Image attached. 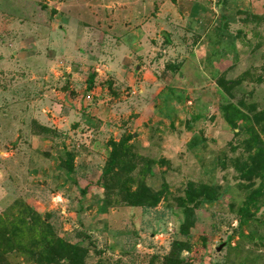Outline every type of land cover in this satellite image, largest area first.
<instances>
[{"label":"rangeland","instance_id":"1","mask_svg":"<svg viewBox=\"0 0 264 264\" xmlns=\"http://www.w3.org/2000/svg\"><path fill=\"white\" fill-rule=\"evenodd\" d=\"M25 208L86 264H264V0H0V218Z\"/></svg>","mask_w":264,"mask_h":264},{"label":"trees","instance_id":"2","mask_svg":"<svg viewBox=\"0 0 264 264\" xmlns=\"http://www.w3.org/2000/svg\"><path fill=\"white\" fill-rule=\"evenodd\" d=\"M111 157L110 164L113 167L118 162L115 150ZM141 197L140 193L139 201H142ZM157 199L153 198V203ZM11 218L10 221L0 218V264H12L8 256L15 253L26 258L28 264L87 263L91 247L83 242H72L65 236H59L53 225L42 219L33 209L25 208ZM191 221L192 214L188 211L187 220L181 224V235L187 236L190 233ZM181 251V247L177 248L176 245L174 250L164 257L163 263L180 264Z\"/></svg>","mask_w":264,"mask_h":264},{"label":"water","instance_id":"3","mask_svg":"<svg viewBox=\"0 0 264 264\" xmlns=\"http://www.w3.org/2000/svg\"><path fill=\"white\" fill-rule=\"evenodd\" d=\"M219 250H221V247L219 248Z\"/></svg>","mask_w":264,"mask_h":264}]
</instances>
